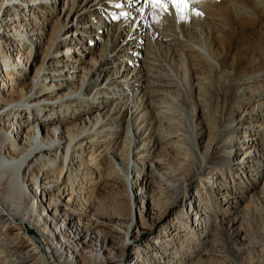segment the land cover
Masks as SVG:
<instances>
[{
	"label": "rangeland",
	"instance_id": "374dc122",
	"mask_svg": "<svg viewBox=\"0 0 264 264\" xmlns=\"http://www.w3.org/2000/svg\"><path fill=\"white\" fill-rule=\"evenodd\" d=\"M96 1L91 0L88 8ZM119 1L123 7L132 10L130 7L133 3H128L131 2L130 0ZM87 2L88 0H63L58 7L40 10L42 12H36L35 15L24 11L18 12V18L22 20L26 17H28L27 19L33 18L30 21L31 24L37 31L47 33V38L51 41L49 44L58 38L61 25H67L62 35L64 40L70 38L77 39V41L64 45L58 44L53 48L52 54L59 55L58 64L60 61L63 66L67 62L69 65L76 63V66L79 65L82 68L81 78L92 71L94 72L92 76H95L97 69L100 68L109 53L108 55L113 61L108 64L109 72L106 80L108 81L111 77L117 78V75L122 76V78L119 77L120 84H115L110 91H104L100 100L96 99L98 91L93 88L89 93V97L91 96L89 103L61 105V107L52 109L53 111H43L44 115L33 113L32 110H25L24 114L20 112L17 117L12 116L8 120L7 129L13 131L22 123L28 126L29 122H32L37 115H42L48 123H52L50 126L58 122L57 125L64 126L72 135H75L81 133L88 126L92 128L94 123L90 119L99 118L98 114L101 112L107 111L117 118L121 117V126L113 124L110 127L108 137L111 141L107 143L108 145L104 143V139L100 138V142L92 144V149H88V152L96 150L94 152L96 155H93L91 162L87 161V152L85 160L76 159L74 161L79 163L72 166L74 170L72 175L74 176L71 178L76 180L70 182V178L69 182L71 185L76 184V188L81 189L80 191L76 189V195L70 203H68L69 196L62 197L58 213L64 216L63 214L69 209L68 205L73 207V204L77 203V220L80 219L83 223H87L99 218L98 221H105L107 224L104 223L105 226L102 229L104 231L113 228L112 226L116 227L115 223H119V221L113 223L108 217H102L100 208L105 206V209L109 211L113 208L127 209L128 196L124 190V176L120 172L121 163L124 166L123 162L128 158L133 163L134 142L132 151H130V144L133 140L131 141L129 138V129L133 122L136 123L138 120L136 117L140 118L135 113L138 110L143 112L145 110L144 121L151 126L150 129L153 131L148 143H153V140L158 141L159 145L155 153L158 152L160 159L167 164L166 172L169 174V181L179 185L183 194L187 193L186 200L182 202L181 206L173 208L174 194L163 192L160 186L162 180H158V184H155L158 177L154 172L158 167L157 164L151 163L147 169L149 176L151 175L149 183L140 184L138 189L134 190L139 196V203L137 210L133 212V220L136 225L138 222L139 232L133 238L127 237L126 229L129 222L127 218L121 220L119 223L122 225L119 227L121 239L117 238L107 245L109 249L106 257L119 258L123 256L124 264H134L137 261L148 264L145 262L151 261L150 257L155 254L157 248L160 252H170L178 247V249L182 248L184 253L186 246L188 248L197 242L196 236L184 239V236L181 237L175 231H179L180 225L183 224L185 211L195 212L196 208L205 206V203L202 202L207 199L214 200L212 207L217 208V214L219 212L218 218L212 216V219L215 222L217 219L218 223H222L224 227L226 225L228 227L229 223L225 220L223 213L228 211L232 212L234 216L237 213L241 216L240 213L243 212L242 217L244 215L247 219L245 223L247 234L244 231L246 239L242 244L248 245L251 242L264 241V17H259L256 22H252L235 7H232V12L229 10L223 14L226 0H199V2L189 4L187 9L182 11H177L171 3H168L164 8L151 6L149 11L151 24L141 34L142 39L135 41L137 44L133 45L132 50L127 51L122 49L131 47L127 46L130 43L128 39L133 37L134 30L138 28L139 16L134 15L132 20L128 18L129 22L128 25H125V31L119 32L118 27V33L115 34L116 28L114 27L113 31L111 26H108L109 23L122 25L127 21L121 17L112 21L119 13V9L110 8L107 13L88 15L83 19L80 16ZM239 3L245 8H250L244 1L240 0ZM253 8L258 14H264L256 7ZM2 17L3 12L0 14V19ZM108 17L112 18L111 21ZM12 18L15 19L13 16ZM95 24L105 28L100 32V40V34L92 33L93 31L90 30ZM88 30H90V34H85L83 37L82 33ZM76 31L79 32L76 34ZM154 32L156 36H154ZM117 34L118 40H116ZM94 36L98 37L96 38L98 42L92 43L91 39ZM114 40H116L115 48L112 47ZM109 47L110 51L108 52ZM201 48H207L209 55L207 52L200 51ZM23 49L26 53L30 52L28 46ZM69 49L74 51L70 53ZM19 53V47H16L11 50L10 55L13 59ZM69 55L73 56V59L67 60ZM46 56V53L39 55L36 58L37 62L32 61L26 69L27 71H17L18 75L14 76V80L0 78V108L6 105L17 107L24 101L27 85L32 83L33 77L39 75L45 63L49 64V59ZM227 57L230 59H226ZM80 61L84 63L82 64ZM98 64L100 65L98 66ZM137 70L144 73V80L140 85L135 83ZM19 74H24V76ZM125 76L129 81L126 85V81L123 79ZM95 78L97 79L98 76ZM51 85L53 83H49V86ZM74 88V91L82 90L83 80L75 81ZM65 91L54 93L55 97L50 96L48 99H59L68 93ZM99 101L102 104H99ZM123 106L128 110L126 108L122 117L119 112ZM100 108L105 109L100 110ZM253 117L256 120L249 121ZM33 121L35 122V120ZM250 128L253 129L250 130ZM133 139L135 141V136ZM251 139L256 141L245 143ZM65 148L66 145L63 146L59 156L64 153ZM103 151L107 154H98ZM10 153L7 155L8 159L16 157L13 152ZM246 153L253 154L252 161L246 168L243 165L239 168L233 165L222 167L218 174L211 171L200 173L204 165L212 161L214 157L218 156L217 159L220 157L222 159L225 156L232 157V159L238 158L240 163H245ZM53 156L59 158V156L56 157L57 150L54 151ZM115 156H119L121 161H117ZM75 170L79 171L78 177H75ZM141 170L137 174L139 180L143 175ZM61 171L62 167L57 168L56 172H44V174L42 170L37 171L34 175L29 174L27 170L23 171V182L30 191L31 199L38 198L39 205H36L38 213L46 220L49 219L48 213L58 198V190L51 189V187H56L58 182L65 184L66 181L64 175L60 176ZM80 175L81 178H79ZM36 177L39 178V187L34 185L33 180ZM146 179L147 177L143 176V180ZM203 180H208V182L205 184ZM222 183L227 186H222ZM63 186L61 187L63 188ZM49 188L52 192L42 198L41 192ZM77 193L79 194L77 195ZM147 197H152L153 200L150 202ZM193 197L199 202L193 203ZM145 204L147 208L144 210ZM149 209L158 215V225L153 228L147 226L151 224L152 214ZM147 217L149 221L145 223ZM195 221L197 218L192 222V227L198 226V222ZM215 224L217 225V222ZM171 228H175V230H171ZM27 230L28 233H25L27 237H25L36 236L43 254L48 258V263L55 262L57 264V257L49 250V245L44 242V238L40 237L32 227H27ZM60 230L59 228L57 232V229L54 228V231L57 232L56 239L52 241L54 246L61 244L60 242L66 239V237H59ZM170 230L175 232L176 237H180L177 238L175 247L171 246L169 250L170 244L163 242L175 241L173 235L172 238L167 235ZM210 232L213 233L215 230ZM231 236L236 241L237 235ZM241 240H243L242 237H240ZM124 244L125 252L124 255H121L120 250ZM89 247L90 245L85 247L88 248L85 250L86 252L96 246ZM88 257V254H85L82 258L77 259V262L87 264ZM167 260H170V257H167ZM261 260L260 254H256L253 257V264H261Z\"/></svg>",
	"mask_w": 264,
	"mask_h": 264
},
{
	"label": "bare ground",
	"instance_id": "6f19581e",
	"mask_svg": "<svg viewBox=\"0 0 264 264\" xmlns=\"http://www.w3.org/2000/svg\"><path fill=\"white\" fill-rule=\"evenodd\" d=\"M62 1L63 0H0V14H2L3 12V17L2 19H0V71H2L0 78L14 80V76L18 75L16 74L17 71H27L26 69L29 67L30 63L32 61L37 62L36 58H38V56L43 53H46V58L49 59V64L45 63L42 66L39 75L33 77L34 79L32 80V83L27 85V92L24 94L23 99L24 101L21 102L17 107H13L14 105H6L5 107L2 106V108H0V264H50L48 263L47 256L43 254L42 248L40 246V243L37 241L36 236L31 235L29 238H26L27 235L25 233H28L27 227H32V229L36 233H38L40 237L44 238V242L49 245V250L56 255L58 260L57 264H80L81 262H77V259L82 258L85 254H88L89 256V261L87 264H108L110 262L115 264H124L125 260L122 258L123 256H120L119 258L106 257V253L109 249L107 245L111 242H114V240H116L117 238L119 240L121 239L119 227L122 225L119 223L121 222V220H125V218H127L129 222L126 229L127 237L131 236L133 238V236L139 232L138 222L136 225V222H134L133 220V212L137 210L139 203V196L134 190L138 189L140 184L144 185V183H149V178L151 177V175L149 176L147 169L151 163L157 164L158 167V169L154 172V174H157L158 177L155 184H158V180H162L160 186L163 192H172L174 194L173 208L181 206L182 202L186 200L187 196V193H182L179 185L169 181V174L166 172L167 164L164 160L160 159V157L158 156V152H156L157 154L155 153V150L159 145L158 141L153 140V143H148L153 131L150 129L151 126L144 121L145 110L144 112L138 110L135 115L139 116L140 118L136 117L138 120L136 121V123H134V121L133 125H131L129 129V138L131 141L133 140L130 144V151H132L134 142L133 163L130 161V158H128V160H125V162H123L124 166L121 163L120 169V172L123 173L125 181L124 190L128 196L127 209L123 210L113 208V210L110 209V211H112L110 213L109 210L105 209V206H102L100 208L102 217H108L110 219V222L113 223L115 221H119V223H115L116 227L111 225L113 228L105 231L102 229H104L106 223L105 221H98L99 218L97 220H90V222L87 223H83L80 219L77 220V203L73 204V207L72 205H68V203H70V201L74 199L76 195V189L78 191H80L81 189L76 188V184H70V182L76 180H72L71 178V176H74L72 175L74 173L72 166H74L75 164H79L74 161L76 159H80V161L85 160V153L87 152V161L91 162L93 159V155H96V153H94L96 150L88 152V149H92V144L100 142V138L104 139V143L106 144L111 141L108 137L110 127L113 126V124L121 126L122 120L120 116L117 118V116H113L107 111L101 112L100 114H98L99 118L90 119L94 123V126L92 128L88 126L89 128L87 127L81 133L72 135V133L69 132L68 129H65L64 126L57 125L58 122L50 126L51 122L48 123L46 121L47 119L42 116L45 113L42 112L46 110H52L58 106L61 107V105H71L73 103L84 104L86 102L89 103V99L91 98V96L89 97V93L93 88L98 91L96 94V99L100 100V98L104 95V91H110L115 86V84H120L119 77L122 78V76L117 75V78L111 77L108 81L106 80L109 72L108 64L113 61L111 60V56L108 55L109 53H107V57L101 63L100 68L96 71L95 76H98L97 79L95 78V76H92V74L94 73L93 71L86 73L85 76L81 78L80 73H82V68L79 65L76 66V63L74 65H69V63L67 62V64L63 66V63H61V61L58 64L59 55L52 54L53 48L58 44L64 45L68 42L75 43L77 41V39L74 40L70 38L64 40V37L62 35L65 28H67V25H61L58 33V38L55 41H52V44H49L51 41H49V39L47 38V33L37 31L31 24L30 21H32L33 18L27 19L28 17H26V19L23 20L21 18H18V12L24 11L25 13H33V15H35L36 12L38 13L40 12V10L58 7V5L62 3ZM130 1L131 2L128 3H133L130 7L132 8V10L123 7L122 4H120L119 0H97L88 8V6L91 4V0H88L87 5L83 9V13L80 17L84 19L88 15L94 16V14L96 13H107L110 8H118L119 10H117L119 13L115 15L114 19L110 17H108V19L110 21L112 19L113 21L121 17L123 20L127 21L122 25H112L109 23L108 26H111L113 31L116 28V34V32L118 33V27L120 29L119 32H124L125 25H128L129 22L128 18H131L132 20L134 15L137 14L139 16L138 28H136L137 30H134L133 37L131 36V38L128 39L130 40V43L127 44V46L131 47L129 49H122L129 51L133 49V45L137 44V42L135 41H137L138 39H142L141 34H143L151 24V13L149 12L151 10V5L148 4V0ZM241 1H244L250 8H245L243 7L244 5L241 6L239 3L240 0H226L222 13L224 14L229 10H231L232 12V7H235L242 13V15L246 16L252 22H256L259 17H264V14H258V12H256L253 8L256 7L259 11L264 13V0ZM141 5H143V7H140ZM12 16L15 17V19L12 18ZM90 30L93 31L92 33L100 34V32L104 31L105 28L103 29L98 26V24H95L92 25ZM90 30L82 33L83 37L85 34L89 35ZM77 32L79 31H76V34ZM76 34L75 37L77 36ZM155 34L156 33L154 32V36H156ZM91 36L88 37L90 38ZM116 36V40H118V34ZM100 37L101 34L99 35V40ZM96 38L98 37H92V43L94 41L98 42ZM116 40H114L113 42L112 47L114 48L116 47ZM26 46H28L29 48V53H26V51L23 49ZM109 46L111 47L110 44ZM16 47H19L20 53L17 57L12 59L10 55L11 50L15 49ZM110 47L108 52L110 51ZM69 51L71 53V51L73 52L74 50L69 49ZM200 51L207 52L208 50L207 48H201ZM207 54L209 55L208 52ZM66 59L71 60L73 59V56L69 55ZM226 59H230V57H227ZM80 63L83 64L84 62L80 61ZM99 65L100 64H98V66ZM62 66L63 68L65 67V69L60 68ZM143 74V72H139V70H137V77L135 79L137 80L135 82L136 84L140 85V83H143ZM19 75H22V77L24 76V74ZM81 79L83 80L82 90L74 91L75 81ZM123 79H125L124 81H126V85V83H128L129 81H127L128 79L126 78V76ZM49 83H53V85L49 86ZM85 87L86 89L84 90ZM62 90H66L65 92L68 91V93L56 100L48 99V97L50 98V96L55 97V95L53 94L57 92L59 93V91ZM99 104H102V102L100 103L99 101ZM135 106L138 107L136 104ZM50 107L52 108L49 109ZM136 107L135 109H137ZM126 108L127 107L124 106L121 107L119 113L122 117V114L126 112ZM103 109L105 108H100V110ZM25 110H32L33 113L37 112L38 114L42 115H37V117L33 119L35 120V122L32 120V122H29L28 126L22 123L17 127L15 125L16 128H14L13 131L8 130V120L12 116L17 117V114H19L20 112L23 113V111ZM34 110H38L40 112ZM141 116L143 117L141 118ZM252 120L255 121L256 118L253 117L249 121ZM251 129L253 128H250V130ZM134 136L135 141L133 139ZM96 137H98V139H96ZM255 141V139H251L245 143H251ZM113 144L115 143L113 142ZM64 145H66L65 151L59 156V153L61 152ZM56 150V157L59 156V158H54L55 156H53L54 151L56 152ZM10 152H13L16 157L8 159L7 155ZM108 152L110 153V151ZM103 153L104 151L98 154L101 155ZM104 154L106 155L107 153ZM245 156V158L247 159L245 163H240L238 158L232 159V157L225 156L222 159H220L221 157L217 159L218 156L214 157L212 161L204 165L200 173L211 171L214 174H218V172H221L220 170L222 169V167L233 165L236 168L241 167V165L245 166L246 168L248 165H250L253 154L246 153ZM114 158L117 161H121L119 156H115ZM60 167H62L60 176L64 175V180L66 181L65 184L63 182H58L56 187H51V189L58 190V198L53 203L50 213H48L49 219L46 220L40 213H38V207L36 206L39 205L38 198H35L33 200L31 199L30 191L23 182V171L27 170L29 174L34 175L37 171L42 170L44 174V172H56L57 168ZM140 170L143 171V175L141 177L142 179H140L141 181L137 179V174L140 172ZM78 172L76 171L75 177L79 174ZM81 175L79 178H81ZM143 176L147 177L145 181L143 180ZM46 178L47 176L45 177V179ZM33 181L34 185L39 187V178L36 177ZM203 182L206 184L208 180H203ZM62 185H64L63 188L61 187ZM224 185L226 184L222 183V186ZM51 189L49 188L48 190H43L40 196H42L43 198L47 194L51 193ZM78 194L79 193H77V195ZM66 196H69L67 203L69 209H67L66 213L63 214L64 216H62L60 215V213H58V208L59 205L62 204V197L65 198ZM148 198L150 202L153 200L152 197H147V200ZM193 199V203L196 201L199 202V200H197L195 197H193ZM193 203H191L192 206ZM202 203H205V206L203 205L201 206L202 208H196L195 212H192L190 210L185 211V220H183V224L180 225L179 231H175L176 233H179L181 237L184 236V239L188 237L190 239V236L195 235L197 242L191 246H188V248L187 246L186 248L184 247L186 249L184 253L182 252L183 249H178V247L170 252H160L157 248L155 254L150 257L151 264H253V257L256 254H260V256L262 257L260 263L264 264V241L251 242L248 245L242 244L246 239L244 231L247 234V230L245 228L247 219L244 217V215L242 217L243 212L240 213L241 216H239L238 213L234 216L232 212L228 211L223 213L225 220L229 223L228 227L227 225L224 227L222 223H218L217 219V225L215 224V220L212 219V216L214 218L219 214V212L217 214V208L215 206L212 207L214 200L207 199ZM144 206L145 210L147 206L146 204ZM161 209L163 208L161 207ZM149 211L152 214L150 217L151 224L147 226L153 228L158 225V215L155 213V211H151V209H149ZM196 218L197 221L195 222H198V226L192 227L191 224L192 222H194V220H196ZM148 221L149 220L147 217V221L145 223H148ZM54 228L57 229V232L59 228L61 229L59 237H66V239L60 242L61 244L57 246H54L52 242L54 239H56L57 235V232L54 231ZM173 229L175 230V228H171V230ZM171 230L167 232V235L170 236L169 238H172L173 235L175 237V241L163 242L170 244L169 250L171 246H173L172 248L175 247L178 240L177 238L180 237H176L174 234L175 232ZM213 230H215V232H210ZM233 234L237 235L236 241L231 236ZM240 237H242L243 240L240 241ZM185 243L187 244L188 242ZM89 245V248L93 247L94 245L96 247H94V249H92L91 251L86 252L85 250L88 248L85 247ZM124 252L125 244L120 250V254L124 255ZM167 257H170V260H167ZM150 262H148L147 260L145 263L150 264ZM135 263L144 264L143 262L138 261Z\"/></svg>",
	"mask_w": 264,
	"mask_h": 264
},
{
	"label": "snow or ice",
	"instance_id": "6c2138e0",
	"mask_svg": "<svg viewBox=\"0 0 264 264\" xmlns=\"http://www.w3.org/2000/svg\"><path fill=\"white\" fill-rule=\"evenodd\" d=\"M148 2L151 6L157 8H164L168 3H171L177 11H182L186 10L189 4L199 2V0H148Z\"/></svg>",
	"mask_w": 264,
	"mask_h": 264
}]
</instances>
